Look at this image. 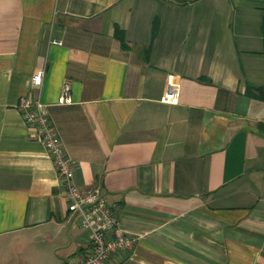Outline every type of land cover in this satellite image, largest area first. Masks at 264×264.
I'll use <instances>...</instances> for the list:
<instances>
[{
    "label": "crops",
    "instance_id": "crops-1",
    "mask_svg": "<svg viewBox=\"0 0 264 264\" xmlns=\"http://www.w3.org/2000/svg\"><path fill=\"white\" fill-rule=\"evenodd\" d=\"M37 97L135 239L107 264H264V0H0V264L91 248L22 117Z\"/></svg>",
    "mask_w": 264,
    "mask_h": 264
},
{
    "label": "built area",
    "instance_id": "built-area-1",
    "mask_svg": "<svg viewBox=\"0 0 264 264\" xmlns=\"http://www.w3.org/2000/svg\"><path fill=\"white\" fill-rule=\"evenodd\" d=\"M53 44L62 45L54 39ZM45 69L32 77L33 88H40ZM173 76L168 78V88L161 97L163 102H178L179 84ZM72 87L69 81L62 85L59 104H73ZM22 117L31 130V138L41 142L51 156L55 169L62 182L68 209L79 218L80 225L90 233L91 248L83 257L68 264H107L110 256L122 249L131 248L134 238L126 236L121 228V220L107 197L98 188H81L74 175V163L66 154L58 131L48 115L47 106L40 97L26 98L21 104Z\"/></svg>",
    "mask_w": 264,
    "mask_h": 264
},
{
    "label": "trees",
    "instance_id": "trees-1",
    "mask_svg": "<svg viewBox=\"0 0 264 264\" xmlns=\"http://www.w3.org/2000/svg\"><path fill=\"white\" fill-rule=\"evenodd\" d=\"M120 33H121V32L119 31V29H117V35H120Z\"/></svg>",
    "mask_w": 264,
    "mask_h": 264
}]
</instances>
